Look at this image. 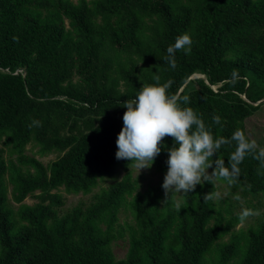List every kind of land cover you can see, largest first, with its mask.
<instances>
[{
  "label": "trees",
  "instance_id": "trees-1",
  "mask_svg": "<svg viewBox=\"0 0 264 264\" xmlns=\"http://www.w3.org/2000/svg\"><path fill=\"white\" fill-rule=\"evenodd\" d=\"M184 33L191 51L172 68L163 57ZM155 76L190 98L182 106L214 137L239 128L251 140L246 120L264 104V0H0V264H264V169L252 156L236 184L206 181L167 201L162 183L138 190L135 164L116 159L123 102ZM33 119L42 126L29 128ZM164 143L152 164L162 173L173 140ZM28 145L56 159L44 164ZM235 147L213 160L227 165ZM108 179L62 211L67 195ZM223 188L227 197L203 199ZM240 201L258 213L244 224Z\"/></svg>",
  "mask_w": 264,
  "mask_h": 264
},
{
  "label": "clouds",
  "instance_id": "clouds-1",
  "mask_svg": "<svg viewBox=\"0 0 264 264\" xmlns=\"http://www.w3.org/2000/svg\"><path fill=\"white\" fill-rule=\"evenodd\" d=\"M192 43L188 33L177 36L175 42L168 46L163 59L175 68L176 52L190 53ZM236 78L237 73L233 72V81ZM154 80V84L142 86L134 98L123 102L126 111L122 117L123 127L116 139L115 157L130 161L139 170L150 168L162 149L167 147L165 138L171 137L173 144L167 149L168 167L162 183L165 201L170 198L169 194L194 192L198 184L206 181L214 186L221 180L229 185L236 184L241 171L239 165L247 156L259 161L260 169H264V147L256 140H249L239 128L231 138L214 137L193 108L182 106L190 103L188 96L169 94L172 80L161 83L159 76H155ZM212 119L214 124H221L220 116L214 115ZM41 126L42 123L35 119L28 125L29 128ZM233 141L236 147L228 156L227 165L219 155L213 160L223 145H230ZM209 168H212L211 172ZM219 195L215 191L207 192L203 199L207 202L218 199ZM235 198L240 199L239 196ZM175 207L179 211L181 203L177 201ZM257 214L244 208L239 214V221L243 224L248 217Z\"/></svg>",
  "mask_w": 264,
  "mask_h": 264
},
{
  "label": "rangeland",
  "instance_id": "rangeland-1",
  "mask_svg": "<svg viewBox=\"0 0 264 264\" xmlns=\"http://www.w3.org/2000/svg\"><path fill=\"white\" fill-rule=\"evenodd\" d=\"M76 1V0H74ZM68 22V21H67ZM195 76H202L205 78V75L197 73V74H192L190 76V79L195 78ZM210 86L212 88H216L217 85L213 84ZM181 89L175 91L172 93V95H178L180 94ZM245 125L247 126V132L251 138V140H256L258 145L261 147H264V104L261 106L260 110L257 113H254L251 117L247 118ZM1 145V143H0ZM27 151L26 153L28 155H35L36 149H30V145L27 146ZM37 159L42 161L44 164L49 163L53 160L56 159L55 155H51L49 157L45 158H40L39 156L35 155ZM124 175V172L121 169H117L116 174H115V179L120 180L122 176ZM165 173L157 171L153 166L150 168H143V169H138L136 166L133 169L132 173V178L137 181L138 183V190L140 191H146L149 189L150 186H157L163 183ZM114 179H108L102 183H100V186L96 187L91 194L89 195H67L65 199L64 206L62 207V211L68 210L79 203L82 204H88L92 200V196L100 191L102 188H106L110 183H112ZM227 189H220L219 194L222 195L223 197H227ZM179 193H177L178 195ZM10 203L12 206H15V204L12 202L11 197H9ZM27 204H32L34 202L33 199L27 198L24 201ZM240 206L242 209L246 208L245 204L240 201ZM122 215V213H121ZM126 215L129 214H123L122 219L126 218ZM127 218H131L129 215ZM252 219V218H251ZM250 220V219H249ZM244 224V223H243ZM247 224V221H246ZM237 228V227H236ZM114 248V253L118 259H123L126 257L127 254V247L123 246V239L118 240L114 242L113 244Z\"/></svg>",
  "mask_w": 264,
  "mask_h": 264
},
{
  "label": "water",
  "instance_id": "water-1",
  "mask_svg": "<svg viewBox=\"0 0 264 264\" xmlns=\"http://www.w3.org/2000/svg\"><path fill=\"white\" fill-rule=\"evenodd\" d=\"M195 77H202V76H195ZM264 101V99H262V100H259L257 103H255V104H258V103H261V102H263Z\"/></svg>",
  "mask_w": 264,
  "mask_h": 264
}]
</instances>
